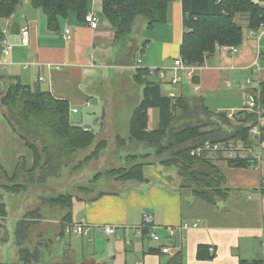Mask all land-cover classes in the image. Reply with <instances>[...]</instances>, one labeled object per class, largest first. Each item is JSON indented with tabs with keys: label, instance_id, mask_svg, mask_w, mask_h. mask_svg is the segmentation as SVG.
Listing matches in <instances>:
<instances>
[{
	"label": "crops",
	"instance_id": "0c3cea01",
	"mask_svg": "<svg viewBox=\"0 0 264 264\" xmlns=\"http://www.w3.org/2000/svg\"><path fill=\"white\" fill-rule=\"evenodd\" d=\"M88 15L98 19L97 29L91 28L87 22H79L76 15L71 14L63 21L60 31H52L44 13L33 7L32 0H24L10 18L1 21L0 92H6L18 82L39 86L54 97L67 100L72 112L80 107L95 108L94 101L99 99L101 106L98 112L102 116L96 118L99 129L94 132L100 135L109 104L104 105V93L100 92L105 79L102 70L106 65L99 63L98 58L105 60L114 56L115 33L104 16L102 0H91ZM183 20L182 0H175L170 4L167 23L153 28L147 25L141 50L145 53L144 60L151 61L148 63L152 68L164 69L165 72L172 70L173 61L180 57L185 32ZM241 23L244 38L238 54H231L229 47H219L198 67L194 82L184 83L198 94L196 97L204 98L212 110L229 115L254 112L247 106L248 93L258 91L264 82V27L258 31L250 30L246 18ZM66 27L72 30L71 41L64 37ZM159 31L165 33L163 39L155 36ZM5 40L13 47L9 56L3 53ZM122 55V50L116 53V56ZM137 64L124 63V67L133 68L135 74L144 68L139 67V61ZM169 73L171 78L176 75L174 71H167V77ZM153 76L158 77L157 74ZM248 81H251L249 86ZM140 87L142 100L143 86ZM183 92L182 87L168 95L162 90L163 95L171 97L183 95ZM149 115L150 129H156L159 110L150 109ZM257 126L263 137L260 144L254 138L256 151L261 148L263 154L258 165L238 168L224 160L214 162L224 175L225 187L230 192L228 198L218 205L204 201L181 184L172 183L173 175L153 167L145 170L147 182L122 183L121 186L111 182L106 190L96 193L94 188H89L90 194L75 196L72 223L75 217H80L76 223L94 228L90 237L77 234L75 240L70 241L67 247L71 256L64 262L165 264L173 255L164 254L161 258V254L148 252L150 248L162 246H168L175 254L182 252L184 264H241V259L255 262L264 258V193L261 190L264 181V116L260 117ZM81 127L85 126L82 124ZM144 214L154 217L156 232L162 238L160 243L152 241L150 234L144 236L145 231L150 232L149 229L139 234ZM7 217H0V264H13L3 247L6 241L2 225ZM105 225L120 228L119 236L106 235L101 229ZM200 245H207L210 252L213 248L214 258L199 260ZM53 264H62V260L56 259Z\"/></svg>",
	"mask_w": 264,
	"mask_h": 264
},
{
	"label": "trees",
	"instance_id": "16d2710c",
	"mask_svg": "<svg viewBox=\"0 0 264 264\" xmlns=\"http://www.w3.org/2000/svg\"><path fill=\"white\" fill-rule=\"evenodd\" d=\"M23 1L0 0V28L1 21L10 18ZM174 1L102 0L104 16L115 33L114 46L122 50L126 48L139 19H145L150 28L167 23L169 7ZM90 2L32 0V5L44 13L50 30L60 31L63 21L71 14H75L79 22H86ZM262 3L264 0H182L185 32L180 57L190 65L201 66L219 47L241 46L244 38L243 18L248 21L250 30L258 31L264 27ZM262 57L264 59V53ZM133 80L137 86H143V98L130 121V139L148 144L157 156L165 154V149L170 150L172 157L168 156L162 165L176 168L182 187L191 189L204 201L218 205L227 199L230 192L225 187V177L214 162L224 160L230 166L248 168L255 167L259 161L253 157L206 160L192 156L191 152L207 142L243 141L246 146H255L256 140L250 131L264 116V82L260 85L257 98V103L261 104V114L256 111L239 112L235 114L234 120L227 112L212 110L204 98L163 95L162 81L154 77L149 68L138 69ZM0 104L4 108L6 125L26 148V153L21 156L10 178L11 186L5 187L8 193L24 192L27 184L44 183L48 178L58 176L63 168L76 162V156L81 150L96 145L84 160L85 164L97 159L106 147L104 140L96 144L97 134L93 130L71 121V105L67 100L58 99L39 86L32 87L18 82L6 92H0ZM150 109L159 110V125L156 129H150ZM261 140L263 137L259 138ZM149 156L145 154L143 158L148 159ZM137 157L135 154L129 155V158ZM145 165L137 163L129 169L122 168L109 174L117 176L118 180L144 183L148 181ZM261 190L264 193V181ZM74 198L72 195L61 194L48 199L53 205L68 208L63 218L67 224L62 223L61 235H65L67 225L72 224ZM6 209V204L0 202L2 219L7 217ZM37 213L39 210L30 212L28 217ZM28 217L17 224L16 240L20 246V256H27L29 261L30 252L23 247L25 232L30 226ZM149 234L148 230L144 232V236ZM148 252L161 254V258L164 256L162 248H150ZM35 256L36 253L32 254V257ZM214 256L207 245L199 246V260L213 259ZM240 262L264 264V258L255 262L241 259ZM165 264H184V254L176 253Z\"/></svg>",
	"mask_w": 264,
	"mask_h": 264
},
{
	"label": "rangeland",
	"instance_id": "374dc122",
	"mask_svg": "<svg viewBox=\"0 0 264 264\" xmlns=\"http://www.w3.org/2000/svg\"><path fill=\"white\" fill-rule=\"evenodd\" d=\"M147 25L148 23L145 19H139L126 43V48L122 50L113 46L112 48L115 50L114 56H110L105 60L98 58L99 63L103 62L106 65L102 70L105 74V79L100 92L104 93V105H109L108 114L106 113L107 118L103 121L102 132L100 135L97 134L96 139V144L100 140H104L106 147L101 151L97 159L84 164V160L95 149L96 145L94 144L88 149L79 151L76 156V162L69 167L63 168L58 176L48 178L44 183L34 182L27 184L24 192L17 194L8 193L5 187L11 186L10 178L21 156L26 153V148L24 143L6 125L3 117L4 108L0 104V165L2 166V170H0V202H4L8 209V217L4 225H2L6 241L3 247L5 252H8L11 256V263L53 264V261L60 259L62 264H67L64 259L67 261V257L71 256L67 246H69L71 240H75L77 234H65L62 236L63 238H59L63 224H67V222H63L62 218L68 208L51 204L48 201L49 198L58 197L61 194L72 196H77L78 194L88 195L90 194L89 188H94L97 193L110 187L108 184L111 182H115L120 186L122 183H129L131 182L130 180H118L117 176H112L109 173L122 168L129 169L137 163L146 164L145 170L153 167L157 170H162L164 174L173 175L172 183H182L176 168L162 165L163 160L172 157L170 150L165 149V154L157 156L148 144L130 139V120L141 102V87L133 83L132 75L134 74V69L124 67V63H132V65L136 66L138 65L137 62L141 60L139 67H153L148 63H151L150 60L148 62L144 60L145 53L141 50V43L145 39ZM155 36L163 39L165 33L159 31ZM120 50L124 52V55L116 56V53ZM171 63L172 61L169 62V65ZM172 66H174V61ZM167 71L173 72L172 70ZM170 75L169 73L167 80H170ZM180 87L184 89V96L193 97L198 95L185 84L170 85L166 81H162V90L166 95L172 91L177 92ZM259 105L261 107V104ZM100 106L101 102L98 99V101H94L95 108L80 107L78 108V114L71 111V121L76 125L82 126L83 124L85 127H90L93 131L98 130L99 126L96 124V118L102 116V113L98 112ZM111 110L112 112H110ZM235 116L234 118L236 119ZM153 120L152 114V124L154 123ZM235 122L233 123L235 124ZM176 125L178 126L179 122ZM134 154L139 157L136 159L129 158V155ZM145 154H150L148 159L143 158ZM37 210H39V214H36L37 216L31 215L28 217V213ZM26 216L29 218L30 226L25 232L23 247L30 252L29 261L27 256H20V246L16 240L17 224L24 220ZM79 218L75 217L73 223L79 222ZM34 253H36V256L32 257Z\"/></svg>",
	"mask_w": 264,
	"mask_h": 264
},
{
	"label": "built area",
	"instance_id": "2783aa9c",
	"mask_svg": "<svg viewBox=\"0 0 264 264\" xmlns=\"http://www.w3.org/2000/svg\"><path fill=\"white\" fill-rule=\"evenodd\" d=\"M86 22L90 25L91 28L97 29L99 27L98 19L94 15H87ZM64 37L67 41L72 40V30L69 27H66L64 30ZM12 44H10L7 40L4 42L3 47V53L5 56H9L12 53ZM231 54L236 55L239 52V47H230ZM141 63V60L139 61ZM199 65L193 64L190 65L186 63L181 57H178L174 60V66L172 70L176 73V75L170 80H167V75L164 69H156V68H149L152 75H156L159 77L161 81H168V83L173 85H179L184 83H193L195 80V72L197 71ZM167 71V70H166ZM157 77V78H158ZM44 80V79H41ZM251 84V81H248V86ZM197 88L195 87V90ZM249 100L247 102L248 109L252 111H256V113H261L260 106L256 102V99L259 98V90L249 92ZM256 109V110H255ZM74 113H77V109H73ZM231 119H234V115H229ZM250 135L255 138L259 144L261 143L259 141V138L262 137V132L260 130L259 126H254L251 131ZM260 145H258L259 148ZM192 156L200 157L206 160H216L218 158H224V159H239L243 158L246 159L247 157H251L252 155L257 161H260L262 159V151L261 148H259L258 152L256 151V146L249 147L246 146V144L243 141H228V142H207L202 146H199L198 148L194 149L191 152ZM197 227V224L194 225ZM93 226L84 224V223H72L68 224L65 230V233L68 235H71L72 233L82 235L85 237H90V231L93 229ZM102 231L108 235V236H119V233L121 231L120 228L113 226V225H105L101 227ZM141 232H144V230L149 229L150 230V237L152 241L156 243H160L162 238L161 236L156 232V225L154 221V217L150 214H144L143 215V222L142 225L138 228ZM162 252L164 254H170L175 255V253L172 251L171 248L168 246H162ZM211 253H214V249H211Z\"/></svg>",
	"mask_w": 264,
	"mask_h": 264
}]
</instances>
